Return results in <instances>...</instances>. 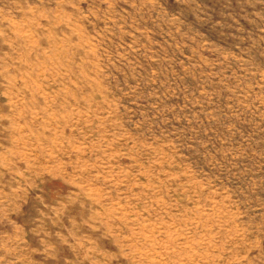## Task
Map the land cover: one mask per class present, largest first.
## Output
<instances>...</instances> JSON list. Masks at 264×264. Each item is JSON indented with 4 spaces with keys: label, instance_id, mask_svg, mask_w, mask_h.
<instances>
[{
    "label": "rangeland",
    "instance_id": "obj_1",
    "mask_svg": "<svg viewBox=\"0 0 264 264\" xmlns=\"http://www.w3.org/2000/svg\"><path fill=\"white\" fill-rule=\"evenodd\" d=\"M0 264H264V0H0Z\"/></svg>",
    "mask_w": 264,
    "mask_h": 264
}]
</instances>
